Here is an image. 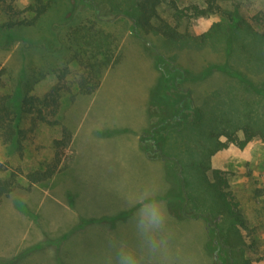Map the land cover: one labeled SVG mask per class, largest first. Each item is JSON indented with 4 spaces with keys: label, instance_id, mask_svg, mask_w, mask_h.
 I'll use <instances>...</instances> for the list:
<instances>
[{
    "label": "rangeland",
    "instance_id": "1",
    "mask_svg": "<svg viewBox=\"0 0 264 264\" xmlns=\"http://www.w3.org/2000/svg\"><path fill=\"white\" fill-rule=\"evenodd\" d=\"M75 1L42 0L45 9L34 23L0 27V96L27 81L34 96L55 84L62 88L56 116L48 114L45 121L21 116L26 138L20 152L0 139V176L15 174L14 188L0 202L2 263L16 257L13 264H115V249L123 242L138 250L142 264H264V38L255 34L264 27L235 30L220 14L176 22L165 6L160 16L195 39L172 40L137 27L143 39L192 75L188 85L197 118L170 132L162 150L178 161L185 200L204 216L177 218L167 209L165 164L147 160L136 139L148 122L157 70L131 33L133 0H102L119 5L113 11L121 15L103 25L117 43V59L90 94L79 91L82 71L67 57L63 43L67 19L88 15L84 8L70 15ZM175 1L178 6L188 3ZM32 2L14 4L23 8ZM241 3L250 23L256 14L264 17V0ZM210 28L212 35L200 42ZM59 125L72 132L61 150V168L51 178L29 184L25 174L53 157ZM245 126L253 135L240 147L236 141L244 140ZM75 132L77 140H87L80 153ZM214 170L226 179L241 223L224 212L209 187ZM154 197L166 207L167 217L158 234L159 251L148 254L137 234V212Z\"/></svg>",
    "mask_w": 264,
    "mask_h": 264
},
{
    "label": "trees",
    "instance_id": "2",
    "mask_svg": "<svg viewBox=\"0 0 264 264\" xmlns=\"http://www.w3.org/2000/svg\"><path fill=\"white\" fill-rule=\"evenodd\" d=\"M227 0H188L187 4L178 6L175 0H133V14H131V33L141 40L145 52L152 59L157 70L156 82L150 90L147 118L148 122L138 137L140 149L144 155L151 160H162L164 165L165 180L168 185L167 209L172 216L177 218H202L204 215L194 211L192 202H188L183 189L182 177L178 175L181 168L178 161L166 156L162 150V142L170 132L180 130L184 125L191 124L197 118L191 90L188 82L192 80L190 72L180 67L176 62L160 53L148 40L141 37L137 27H143L146 31H153L172 40L195 39L186 31L177 30V24L171 25L160 16V7H167L176 22L182 19H192L210 14H220L228 20L229 26L235 30H246L253 32L255 25L264 27V17L259 14L252 17L250 23L242 14V0H229V7L223 3ZM15 0H0V11L4 19L0 21L1 28H13L18 25H30L40 16L45 9L42 0H34L23 8H18L14 4ZM120 4V3H119ZM119 5L111 4L100 0H76L74 11L84 8L88 15L79 17L72 22V18L67 19V31L65 50L67 57L74 60L82 75L79 80V91L90 94L101 83L103 73L111 66L110 63L117 59V43L110 38L104 31L103 25L113 22L120 13H115L113 7ZM124 7V6H123ZM126 9V7H124ZM123 8V10H125ZM121 9V7H119ZM114 13L116 16L106 19L103 15ZM126 12V11H124ZM130 18V17H129ZM213 28L208 34L200 37V42L206 36H211ZM264 38V28L259 33ZM94 81L93 85L88 86V82ZM29 82L23 88L19 85L14 89V93L0 96V139L7 145L9 150L20 152L26 138V129L19 125L23 114H30L35 119L45 121L46 116H56L59 108L61 86L53 85L48 92L42 96L30 95ZM51 122H57L52 120ZM60 135L54 138L52 145L54 155L48 161H40L39 166L28 171L25 178L29 182L38 183L51 178L56 171L61 168V150L72 140V132L65 125H59ZM226 132V131H224ZM227 133V132H226ZM253 133L248 126L244 127V140L236 141L238 146L244 144L252 137ZM228 137L235 141L233 137ZM2 165L0 164V170ZM174 173V174H173ZM214 181L208 183L212 192L220 201L224 212L236 223H241L236 208V203L231 199V192L228 189L227 181L219 171L214 170ZM15 174L11 172L8 176H0V202L14 188ZM176 199L175 211L171 209L170 203ZM170 196V197H169ZM185 200V202H184ZM178 206V207H177ZM178 208V209H177ZM132 209L124 211L123 217L131 212ZM101 220V219H100ZM99 220V221H100ZM14 259V260H13ZM9 260V264L17 262L18 258ZM0 264H3L0 260ZM8 264V263H5Z\"/></svg>",
    "mask_w": 264,
    "mask_h": 264
},
{
    "label": "clouds",
    "instance_id": "3",
    "mask_svg": "<svg viewBox=\"0 0 264 264\" xmlns=\"http://www.w3.org/2000/svg\"><path fill=\"white\" fill-rule=\"evenodd\" d=\"M137 216V234L144 242L146 252L156 254L161 247L158 234L165 225L167 209L154 197L152 202L143 204ZM115 264H142L141 254L135 247L121 242L115 249Z\"/></svg>",
    "mask_w": 264,
    "mask_h": 264
},
{
    "label": "crops",
    "instance_id": "4",
    "mask_svg": "<svg viewBox=\"0 0 264 264\" xmlns=\"http://www.w3.org/2000/svg\"><path fill=\"white\" fill-rule=\"evenodd\" d=\"M142 128H144V126L142 127ZM141 128V129H142ZM140 129V130H141ZM140 130H139V132L137 133V136H136V139L138 140V137H139V133H140ZM75 138H76V140H77V133L75 132L74 133V140H75ZM139 141V140H138ZM77 148H78V150H80L79 151V153L80 152H83L84 151V148L86 147V145H87V140H86V138L85 137H82L81 139H79V140H77ZM82 145H85L83 148H82ZM138 145H139V143H138ZM140 148V147H139ZM141 150V149H140ZM142 151V150H141ZM142 153H143V151H142ZM143 156L147 159V160H150V161H152L151 159H148L145 155H144V153H143ZM77 158V157H76ZM163 172H164V169H163ZM165 175V174H164ZM137 203H139V201L137 202ZM23 262H24V260H23ZM25 262H27V261H25ZM18 264H20V262L18 263Z\"/></svg>",
    "mask_w": 264,
    "mask_h": 264
}]
</instances>
